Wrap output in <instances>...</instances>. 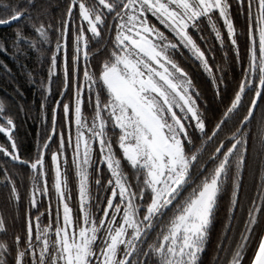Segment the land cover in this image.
Segmentation results:
<instances>
[{"label":"snow or ice","instance_id":"6c2138e0","mask_svg":"<svg viewBox=\"0 0 264 264\" xmlns=\"http://www.w3.org/2000/svg\"><path fill=\"white\" fill-rule=\"evenodd\" d=\"M13 25L41 98L0 97V264H203L214 231L212 264H264V0H0Z\"/></svg>","mask_w":264,"mask_h":264},{"label":"trees","instance_id":"16d2710c","mask_svg":"<svg viewBox=\"0 0 264 264\" xmlns=\"http://www.w3.org/2000/svg\"><path fill=\"white\" fill-rule=\"evenodd\" d=\"M243 23V20L240 22ZM15 25L12 27H0V38L9 37L11 36ZM221 56L218 53L217 54V62H220ZM0 61H3L8 64V66L11 68L12 73L11 75L5 74L3 71H0V97H15L16 100L26 103L32 107V111L30 113V116L36 115V108L38 107L39 101H40V93L38 90H34L33 86L29 84L24 76L21 74L22 70L11 56H6L4 54H0ZM24 63L28 64V67H32V62L24 61ZM238 71V69H237ZM231 73L229 75V78H231ZM205 77L203 75L198 77L199 82H203ZM19 85L23 91V100H21L20 97L15 96L14 93V87L16 85ZM55 88V86H54ZM23 118V117H22ZM24 123L21 126L20 130V136L23 139V150L25 152L34 150L35 147V141H36V122L33 121L31 118H23ZM3 141V137H0V142ZM246 184L249 183V179L246 176L245 180ZM217 238V233L214 231L212 235V243L209 245L208 249L205 251V253L202 256L203 264H212V257L214 255V244Z\"/></svg>","mask_w":264,"mask_h":264}]
</instances>
